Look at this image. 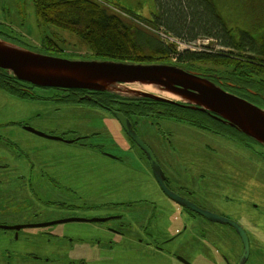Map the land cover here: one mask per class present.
<instances>
[{"label": "flooded vegetation", "instance_id": "obj_1", "mask_svg": "<svg viewBox=\"0 0 264 264\" xmlns=\"http://www.w3.org/2000/svg\"><path fill=\"white\" fill-rule=\"evenodd\" d=\"M0 86L1 90L13 91L15 95L18 89L21 95L17 96L30 98L35 96L33 88L37 85L12 79ZM47 99L53 105L83 106L84 112L76 117H96L91 113L95 109L104 110L109 115L122 113L144 142L146 140L137 131L133 116L162 115L180 121L186 119L175 115L174 110L172 114H164L159 105H152L155 103L153 99L112 97L109 92L56 87ZM210 116L206 128L224 137L227 131L223 126L228 127L235 132L230 133L232 136L239 135L243 140V152L249 153L248 158L252 155L254 160L256 152L252 141L256 140L213 114ZM16 122L29 130L27 120L13 121L12 124L0 122V133H6L0 134V141L4 144L0 149L11 156L14 155L10 148L18 146V143L8 134V128ZM101 125L104 130L94 129L96 131L93 133L80 130V134L71 138L62 135L66 139H75L78 146L72 148L73 151L59 152L63 155H59L55 163L35 160L31 150H21V155L26 157L22 160L19 156V161L0 154V230L10 233L12 239L10 246L0 248V256L9 258L5 260L6 264H79L82 261L88 264L105 261L126 264L124 258L119 261L117 258L99 256L101 251L110 255L116 249L120 255L130 249H138L141 257L151 259L161 255L165 258L163 264H167L177 256L171 241L182 236L185 242L181 240V247L196 254L189 259L179 256L178 260L185 264H198L202 261L199 258L207 260V257L193 245H199L206 251L211 248L215 258L218 257V249L210 247L206 238L210 223L227 224L239 236L236 225L246 232L230 214L219 208L220 200L209 198V185L194 186L192 180L198 168L197 158L194 160L191 151L186 149L189 152L182 153L185 148H154L149 143L146 148L139 145L124 128L117 133L110 129L107 131L108 125ZM163 132L169 139V134ZM205 146L211 153L219 150L209 143ZM176 156L177 163L173 162ZM4 157L7 160H2ZM222 164L208 162V167L202 164L198 180L203 183L216 176L212 181L222 183L223 177H219ZM141 168L145 170L142 175L146 174L144 178L149 184L150 178H153L155 185L151 187L160 191L159 194L138 190V185L142 187L143 179L135 170ZM119 169L130 177L120 174ZM113 205L121 207L114 209L111 208ZM220 218L232 222L218 220ZM52 221L61 222L58 225L49 224ZM194 230L197 232L195 237L192 235ZM249 244L251 246L250 238ZM254 244L257 247L260 243ZM221 256L229 260L226 255ZM111 257L119 256L114 254ZM249 258L250 253L247 261Z\"/></svg>", "mask_w": 264, "mask_h": 264}, {"label": "rangeland", "instance_id": "obj_2", "mask_svg": "<svg viewBox=\"0 0 264 264\" xmlns=\"http://www.w3.org/2000/svg\"><path fill=\"white\" fill-rule=\"evenodd\" d=\"M130 1L134 4L141 1V6L152 9L151 5L153 0ZM122 2L123 4H130L126 1ZM137 5L139 6V3H137ZM135 17L139 19L138 17L140 16L136 15ZM226 21L233 29L236 36L240 34L239 32L241 29L244 31L250 29L249 26L242 21L240 23H235V21L230 18H227ZM149 22V26L157 31L161 40H163L164 43L174 44L179 52L189 50L211 53H228L231 51L230 48L220 45L218 41L212 38L198 37L196 40L187 41L184 40V38L167 32L164 26L154 28ZM44 37L54 39L60 47L65 49L66 53L55 52L54 50L45 47L43 45ZM0 38L16 42L24 48L40 53L53 54L72 59H98L90 51L87 44L79 40L71 31L53 24L41 23L36 15L33 0H0ZM50 42L53 43L52 40ZM54 47H56V45H54ZM231 53L237 52L233 50ZM175 59L176 56L172 55L169 60L173 61ZM161 63L178 64L176 62L170 63L168 60ZM197 66L211 68L212 64L206 65L201 63ZM223 68L228 69V67ZM6 76L11 77L6 70L0 71L1 84H4L2 80L6 79ZM262 77H264L263 74L255 75L253 76V79L260 81L259 79ZM262 84L264 85V83ZM129 85L132 87L138 86L137 84ZM1 87L2 86H0V88ZM54 88L37 85L33 88L35 96L30 98L19 97L21 94H19L20 90L17 91V88L15 93L19 96L13 94V91H4L0 89V122H9L12 124L13 121L27 120L29 121L30 127L35 128V130L39 132L58 136L66 135L67 138H71L75 136V134H80V130L87 133H93L97 129L104 130L105 128L101 125L102 123L105 126L108 125L107 131H110L109 129L115 131H119L118 129L120 128L123 129L120 121L104 110L95 109L91 111V113L96 115L97 118H83L75 116L78 113L82 114L84 112L83 106L79 107L66 104L60 106L53 105L48 101L47 97L52 96ZM260 90L262 89H249L246 94L245 92H237L236 94L239 93L238 95L264 108V101L257 95ZM157 93L175 99L173 96H168L167 94L160 92ZM42 98H46V100L43 101ZM183 114L189 117L187 112L184 111ZM106 115H108V118H106ZM210 117L211 116L208 114H205L202 116V119L207 121L206 123H210ZM133 120L137 131H139L145 138L146 144L149 143L154 148H185V150L181 151L182 153L189 151L192 152L194 160L197 158L196 166L198 168V172L192 180L194 186L208 187L209 185V198L220 200L221 204L219 205V208L230 214L234 218V221L245 228L251 240L250 258L246 264H264V144L251 140L256 152V156L253 160L252 155L248 158L249 153L243 152V140H241L239 135L232 136L230 133L235 132H232L226 126L223 127L227 133L222 137L210 132L211 129L199 126L188 119H182L183 121H180L162 115H159V117L146 115L140 117L133 116ZM8 130V134L16 139V142L18 143V146L10 148L12 154L16 157L8 155L3 149H0V154L8 158L11 157L13 161H19V156H21L22 160L25 159L26 156L21 155V150H31L35 160H45L49 163H55L58 161L59 155H63V153L59 154V152L68 150L73 151L71 149L78 146L76 142H62L63 140L53 139L37 132L23 129L17 124V122L9 127ZM163 131H166L169 134V139H167V135ZM0 134L6 133L2 132ZM206 143L219 148V150H214L212 153L211 151H207L205 146ZM0 146H4L2 141H0ZM182 156H184V154H182ZM2 160L7 159L4 157ZM177 161L178 157L176 156V159L173 162L177 163ZM208 162L223 163V169L220 171L221 176H219L223 177L222 183L212 181V178L216 176H209V180L203 183L198 180L197 175L200 172V166L204 164V167H208ZM119 170L120 174H125V177H130V175L126 174L123 169ZM135 171L139 172L137 174L144 182H142V187L138 185V190H142L143 193H160V191L153 190L151 187L155 185L153 178H150V184L148 180L144 178L146 174L144 176L142 175L145 172L143 168L136 169ZM147 184H149L150 187ZM114 207L121 206L113 205L111 208ZM89 223L96 224V222ZM176 225L179 226V222H177ZM210 225L211 226H208L206 238L210 242V247L214 246L218 249V257L215 258L214 252L211 248L209 251H206L199 245H193V248L203 251L207 257V260L199 258V260L202 261L198 262V264H237L243 251L242 239L238 233L227 224L210 223ZM197 226L199 227V221H197ZM196 233V230H194L192 235L195 237ZM184 239L185 238L182 236L171 241L177 256L172 258L171 262L167 264H185L178 260L179 256L182 258H188L192 257L193 254H196L192 250H185L181 247L182 244L180 242L181 240L185 242ZM11 241V234L0 230V248L10 246L12 243ZM256 242L260 243L257 247H255L254 244ZM114 254H117L119 257H111ZM107 255L108 253L105 251H101L99 254L100 258H117L119 261L121 258H124L127 262L126 264H163L165 262V258L161 255L153 259L150 257L146 258V256L141 257L138 249H130L121 255L120 252H118V249H116L114 253ZM221 255H226L229 260L223 258ZM217 258L220 260L218 261ZM7 259H9L8 256H0V264H6L5 260ZM79 264L88 263L87 261H82ZM98 264L112 263L105 261L98 262Z\"/></svg>", "mask_w": 264, "mask_h": 264}, {"label": "trees", "instance_id": "obj_3", "mask_svg": "<svg viewBox=\"0 0 264 264\" xmlns=\"http://www.w3.org/2000/svg\"><path fill=\"white\" fill-rule=\"evenodd\" d=\"M155 1L157 12L149 22L154 28L164 26L167 32L187 41L196 40L198 37L212 38L231 51L179 52L174 44L164 43L156 31L133 20L132 16L136 14L125 4L122 6L120 1L33 0L36 15L41 23L53 24L71 31L87 44L97 58L140 63H161L166 60L170 63L176 62V65L211 75L209 77L214 81L222 83L225 89L234 93L246 94L249 89L261 88L257 95L264 101V77L260 78V81L253 79L255 75H264V0ZM141 17H138L139 21L148 22ZM227 18L235 23L242 21L250 29H241L240 34L236 36L228 25ZM43 45L55 52L66 53L54 39L44 37ZM233 50L237 53H231ZM172 55L176 56L173 61L169 60ZM201 63L212 64V67H198ZM0 71L5 70L0 68ZM6 77L2 82L7 83L9 78L16 79L12 76ZM112 97L122 96L112 94ZM152 105H159L164 114H172L174 110L175 115L183 116L199 126L208 127L207 121L202 119L205 114L210 116L207 111L159 101ZM145 109H148L147 106ZM184 111L189 117L183 114Z\"/></svg>", "mask_w": 264, "mask_h": 264}, {"label": "water", "instance_id": "obj_4", "mask_svg": "<svg viewBox=\"0 0 264 264\" xmlns=\"http://www.w3.org/2000/svg\"><path fill=\"white\" fill-rule=\"evenodd\" d=\"M0 68L18 80L38 86L87 89L122 97H143L207 111L264 144V108L224 89L200 72L183 66L107 58L72 59L40 53L0 38ZM129 84L148 86L155 91L139 89ZM157 92L173 96L175 99ZM114 114L126 132L135 138L139 145L148 148L132 128L130 120L122 113ZM28 128L50 138L63 139L39 132L32 127ZM218 220L232 222L226 218ZM58 222L61 221H52L49 224ZM236 226L243 241V252L238 264H245L250 253L249 238L241 227Z\"/></svg>", "mask_w": 264, "mask_h": 264}, {"label": "crops", "instance_id": "obj_5", "mask_svg": "<svg viewBox=\"0 0 264 264\" xmlns=\"http://www.w3.org/2000/svg\"><path fill=\"white\" fill-rule=\"evenodd\" d=\"M121 1H124V2L126 1L128 3H131V4H128V5H130L129 9H132L133 11L138 12L137 14H140L142 17L153 18L154 14H156V12H157V6H156V1L155 0H153V3L151 5L152 9H150L148 7L144 8L143 6H141L140 5L141 1L137 2V3H139V6L137 5V3L134 4L130 0H121ZM110 130L115 132V130H113V129H110ZM118 130L121 132L122 128H120ZM119 131L116 130L117 133H120ZM62 142H65V141H62ZM66 144H68V143H66ZM66 146H68V145H66Z\"/></svg>", "mask_w": 264, "mask_h": 264}, {"label": "bare ground", "instance_id": "obj_6", "mask_svg": "<svg viewBox=\"0 0 264 264\" xmlns=\"http://www.w3.org/2000/svg\"><path fill=\"white\" fill-rule=\"evenodd\" d=\"M139 89H143V90H152V91H155V90H153L152 88H150V87H148V86H140V85H138L137 86Z\"/></svg>", "mask_w": 264, "mask_h": 264}, {"label": "built area", "instance_id": "obj_7", "mask_svg": "<svg viewBox=\"0 0 264 264\" xmlns=\"http://www.w3.org/2000/svg\"><path fill=\"white\" fill-rule=\"evenodd\" d=\"M171 41V40H170ZM172 42V41H171Z\"/></svg>", "mask_w": 264, "mask_h": 264}]
</instances>
